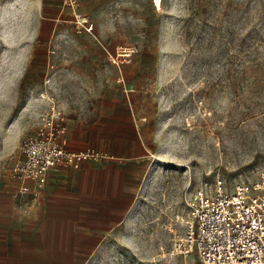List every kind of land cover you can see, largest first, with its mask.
I'll use <instances>...</instances> for the list:
<instances>
[{"label": "rangeland", "instance_id": "1", "mask_svg": "<svg viewBox=\"0 0 264 264\" xmlns=\"http://www.w3.org/2000/svg\"><path fill=\"white\" fill-rule=\"evenodd\" d=\"M160 1L89 0L97 22L77 33L67 0H0V199H18L11 169L47 97L75 126L122 102L147 129L135 211L86 264H201L173 251L186 198L264 169V0ZM127 42L138 47L117 68L121 86L109 55Z\"/></svg>", "mask_w": 264, "mask_h": 264}, {"label": "crops", "instance_id": "2", "mask_svg": "<svg viewBox=\"0 0 264 264\" xmlns=\"http://www.w3.org/2000/svg\"><path fill=\"white\" fill-rule=\"evenodd\" d=\"M88 2L78 0V8L95 25L100 8ZM110 65L114 71L121 64ZM130 97L126 93V101ZM114 105L109 112V104L101 102L94 121L79 120L76 126L63 110L67 148L105 150L109 157L50 170L29 213H18L26 199H0V264H86L93 255L91 245L101 244L108 230L125 227L152 163L147 129L138 123L136 111L131 106L126 110L122 102Z\"/></svg>", "mask_w": 264, "mask_h": 264}, {"label": "built area", "instance_id": "3", "mask_svg": "<svg viewBox=\"0 0 264 264\" xmlns=\"http://www.w3.org/2000/svg\"><path fill=\"white\" fill-rule=\"evenodd\" d=\"M67 2L76 32H92L94 25L88 15L79 11L78 0ZM153 5L157 10L161 1L157 4L153 0ZM137 47L135 42L118 45L109 56L110 62L120 65L129 61ZM110 81L121 85L119 69L111 72ZM46 100L34 131L22 142V158L11 169L16 196L28 202L19 209L21 214L37 206L50 170L62 166L79 168L83 161L98 162L109 157L107 151L94 148L69 150L63 110L55 97ZM185 205L189 213L185 231L178 234L173 230L176 254H195L201 264H264V169L254 180L237 181L232 188L216 178L213 189L195 190Z\"/></svg>", "mask_w": 264, "mask_h": 264}, {"label": "bare ground", "instance_id": "4", "mask_svg": "<svg viewBox=\"0 0 264 264\" xmlns=\"http://www.w3.org/2000/svg\"><path fill=\"white\" fill-rule=\"evenodd\" d=\"M160 0H157V4H159Z\"/></svg>", "mask_w": 264, "mask_h": 264}]
</instances>
